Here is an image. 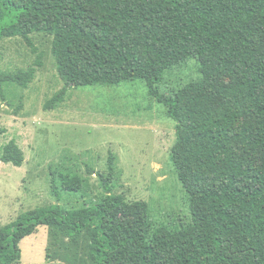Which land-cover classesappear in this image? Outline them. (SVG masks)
<instances>
[{"label": "trees", "instance_id": "obj_1", "mask_svg": "<svg viewBox=\"0 0 264 264\" xmlns=\"http://www.w3.org/2000/svg\"><path fill=\"white\" fill-rule=\"evenodd\" d=\"M33 33L51 36L63 82L47 109L70 86L138 79L166 107L189 220H156L148 202L116 193L112 152L105 171L84 164L102 191L95 200L78 164L60 162L49 167L54 203L0 227V264H24L19 243L40 225L68 240L57 259L66 264H264V0H0V39L18 36L36 53ZM41 57L0 72V99L3 84L32 81ZM190 58L200 77L160 93L165 72ZM23 160L13 140L2 146L1 162Z\"/></svg>", "mask_w": 264, "mask_h": 264}, {"label": "rangeland", "instance_id": "obj_2", "mask_svg": "<svg viewBox=\"0 0 264 264\" xmlns=\"http://www.w3.org/2000/svg\"><path fill=\"white\" fill-rule=\"evenodd\" d=\"M31 41L36 53L18 36L0 39V72L25 69L38 52L42 55L41 66L25 88L2 85L0 150L13 140L24 160L21 166L0 161V227L26 210L54 203L49 167L60 162L70 167L78 164L79 173L89 177V196L95 200L102 191L95 174L87 175L84 164L105 171L109 152L115 154L121 171L116 193L128 202H148L156 220L188 221L186 194L169 159L175 130L166 107L148 95L138 79L112 86H70L64 100L47 109L46 101L63 82L50 51L51 36L33 33ZM199 77L198 62L190 58L165 72L159 91L168 95L171 89ZM54 235L40 225L24 237L19 243L21 262L66 264L57 259L63 257L68 240Z\"/></svg>", "mask_w": 264, "mask_h": 264}]
</instances>
